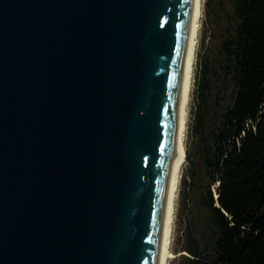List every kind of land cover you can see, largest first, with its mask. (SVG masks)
<instances>
[{"label": "water", "instance_id": "1", "mask_svg": "<svg viewBox=\"0 0 264 264\" xmlns=\"http://www.w3.org/2000/svg\"><path fill=\"white\" fill-rule=\"evenodd\" d=\"M192 0H0V264H160Z\"/></svg>", "mask_w": 264, "mask_h": 264}, {"label": "trees", "instance_id": "2", "mask_svg": "<svg viewBox=\"0 0 264 264\" xmlns=\"http://www.w3.org/2000/svg\"><path fill=\"white\" fill-rule=\"evenodd\" d=\"M176 264H264V0H206Z\"/></svg>", "mask_w": 264, "mask_h": 264}, {"label": "bare ground", "instance_id": "3", "mask_svg": "<svg viewBox=\"0 0 264 264\" xmlns=\"http://www.w3.org/2000/svg\"><path fill=\"white\" fill-rule=\"evenodd\" d=\"M203 1L192 0L191 16L188 28L185 52V68L181 83L179 106L176 116L170 166L169 184L165 205L162 255L160 264H169L173 241L176 202L186 163V137L191 105V94L194 83L196 52L200 41V29L203 16Z\"/></svg>", "mask_w": 264, "mask_h": 264}, {"label": "rangeland", "instance_id": "4", "mask_svg": "<svg viewBox=\"0 0 264 264\" xmlns=\"http://www.w3.org/2000/svg\"><path fill=\"white\" fill-rule=\"evenodd\" d=\"M205 2H206V0L203 1V16H202V23H201V29H200V41L198 43V48H197V52H196V55H197L196 61H197V58H198V55H199L200 51L204 49L203 44H201V39L205 36L206 28H207L206 24H203V21H205V13H204V11H205ZM195 66H196V64H195ZM194 76H195V72H194ZM193 90H194V83H193V87H192V92H193ZM194 106H195V100H194V98L192 96V101H191V105H190V112H189V120L191 118V114H192V110H193ZM190 140L191 139L187 136L186 137V147H187V142H189ZM187 167H188V162L186 161L185 166H184V170H183V174H184L185 169ZM183 174H182V177H183ZM182 177H181V180H182ZM180 186H181V182H180ZM179 191H180V187H179ZM179 198L180 197H179V192H178V197H177V202H176V212H177V207H178V204H179ZM175 218H176V216H175ZM178 237H179V228H178V225H177L176 219H175L174 231H173V241H172V243L174 245V248L177 247L176 246V242L178 240ZM174 251H173V247H172V249H171V255L172 256L170 258L169 264H176V257L179 256V254H180V253H176V252L174 253Z\"/></svg>", "mask_w": 264, "mask_h": 264}]
</instances>
